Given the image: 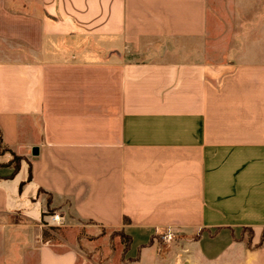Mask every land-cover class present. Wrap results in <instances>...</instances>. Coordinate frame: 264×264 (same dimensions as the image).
Returning <instances> with one entry per match:
<instances>
[{"label": "crops", "instance_id": "0c3cea01", "mask_svg": "<svg viewBox=\"0 0 264 264\" xmlns=\"http://www.w3.org/2000/svg\"><path fill=\"white\" fill-rule=\"evenodd\" d=\"M48 224L264 264V0H0V264H78Z\"/></svg>", "mask_w": 264, "mask_h": 264}, {"label": "rangeland", "instance_id": "374dc122", "mask_svg": "<svg viewBox=\"0 0 264 264\" xmlns=\"http://www.w3.org/2000/svg\"><path fill=\"white\" fill-rule=\"evenodd\" d=\"M73 221L77 223L75 219ZM46 229L47 236L54 243L64 242L72 236L78 237L85 255L78 264H122L125 260L124 254L128 246V239L119 230H104L102 232L83 228V231L73 232L67 226L51 224H48ZM158 238L163 241L160 235ZM169 249H171L170 246Z\"/></svg>", "mask_w": 264, "mask_h": 264}, {"label": "built area", "instance_id": "2783aa9c", "mask_svg": "<svg viewBox=\"0 0 264 264\" xmlns=\"http://www.w3.org/2000/svg\"><path fill=\"white\" fill-rule=\"evenodd\" d=\"M58 215H54V219H58ZM165 237L167 238V239H170V238H172V234L171 233H169V234H167V235H165Z\"/></svg>", "mask_w": 264, "mask_h": 264}, {"label": "trees", "instance_id": "16d2710c", "mask_svg": "<svg viewBox=\"0 0 264 264\" xmlns=\"http://www.w3.org/2000/svg\"><path fill=\"white\" fill-rule=\"evenodd\" d=\"M14 161L16 162V169H18L19 168V161H18V157H14ZM250 235H251V231H250V233H249ZM249 235V236H250Z\"/></svg>", "mask_w": 264, "mask_h": 264}]
</instances>
